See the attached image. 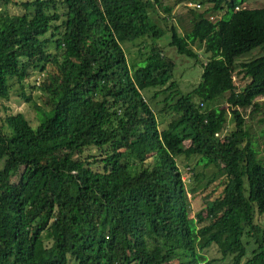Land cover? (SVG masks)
I'll return each instance as SVG.
<instances>
[{"label":"trees","instance_id":"1","mask_svg":"<svg viewBox=\"0 0 264 264\" xmlns=\"http://www.w3.org/2000/svg\"><path fill=\"white\" fill-rule=\"evenodd\" d=\"M189 1L180 34L163 0H0V99L19 88L36 121L0 103V264H264V147L244 115L264 122V5ZM165 34L201 66L186 92ZM177 155L215 168L195 216Z\"/></svg>","mask_w":264,"mask_h":264},{"label":"rangeland","instance_id":"2","mask_svg":"<svg viewBox=\"0 0 264 264\" xmlns=\"http://www.w3.org/2000/svg\"><path fill=\"white\" fill-rule=\"evenodd\" d=\"M199 1V0H198ZM203 3H201L200 10L213 6V3L211 0H201ZM200 2V1H199ZM164 4H167L172 7V13L175 14V16L181 17V23H179L180 27V34L184 33L185 29H188L189 27V20H188V15H187V9L184 7L185 3H188V0H163ZM264 5V0H245V2L241 5L244 7H261ZM161 13V9L159 10ZM177 20V18H176ZM162 25V23H161ZM181 25H183L184 29L181 28ZM147 41L150 39L146 38ZM159 44H162L165 47L166 53L169 57H172L177 63H176V69L174 72V79H176L178 89L182 92H186L189 90L192 86H194L198 81L200 80V74H201V66L200 64H195L193 65L192 59L186 58L185 56L178 54L173 47H169L167 45L169 41V37L167 34L163 36L162 39H159ZM140 42H143L142 40H136L134 43H124L122 46L125 48V52L127 53L128 58H138L140 56V52H143L144 48L142 45H139ZM143 44V43H142ZM142 47V48H141ZM142 49V50H141ZM258 50H253L250 53L243 54L244 57H240L236 59V63H239L243 60L246 59V57H252ZM239 77L234 76L233 79L242 87L243 83L239 82L238 80ZM34 84H37V81L33 82ZM32 84V83H31ZM30 90L33 92V96L35 99H37V102L40 103V99L38 98L39 93L37 90L30 89V87H26V93L29 94ZM37 95V96H36ZM164 96L159 95V97L156 99L158 102L161 100ZM155 101V102H156ZM258 101L262 102L264 101V97H259ZM0 103L5 104L6 106L9 107V110L12 112H24L26 115H28L30 118L33 119V122H36L34 119V110L30 107V103H28L26 100L21 98L19 96V88H14L9 95L8 100L0 99ZM162 102H158L156 106L154 107V111L156 112V116L158 121L163 125H166L169 122L170 116L167 112H161L159 109L162 107ZM219 105L226 107L227 103L225 102V97H220L216 101L212 103V105ZM4 114V111L0 109V118ZM245 115V120L247 123H249V132L251 135H253L255 138L259 140L260 147L259 151L260 154H263V147H264V135H259L258 132L260 129L264 126V122H260L259 119L263 115V111L260 112L259 114H253L252 119L250 118V109H247L246 112L244 113ZM228 116V123L229 126L232 125V122H230V114L227 113ZM1 123V119H0ZM179 169L182 172V178L185 181L186 185H193L195 184V190H198L197 195L195 196V200L190 198V195L192 194L191 191H188L187 198L189 197V203H190V216H195L197 211L200 208V203L202 193L199 191L202 186L205 185L207 181H211L214 179L213 172H215V168L213 166H209L205 169L201 168L200 166L196 165V158L195 157H189L186 158L183 155H177L176 157ZM200 173H203V179L201 181L195 182L196 180L200 179ZM198 174V175H196ZM218 180V179H217ZM215 180V182L217 181ZM213 187V184L209 186V188ZM202 206V205H201ZM208 255L209 257H217L219 256V253L217 252L215 246H212L208 250ZM230 260L225 259L223 261H215L213 264H229Z\"/></svg>","mask_w":264,"mask_h":264},{"label":"built area","instance_id":"3","mask_svg":"<svg viewBox=\"0 0 264 264\" xmlns=\"http://www.w3.org/2000/svg\"><path fill=\"white\" fill-rule=\"evenodd\" d=\"M187 4H188L189 6H196V7L199 6L198 3H193V2H191V1H189Z\"/></svg>","mask_w":264,"mask_h":264}]
</instances>
